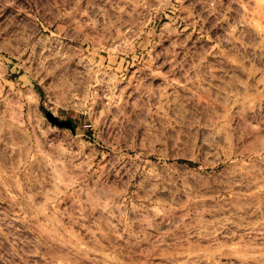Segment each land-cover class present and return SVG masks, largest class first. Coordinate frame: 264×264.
<instances>
[{
    "label": "rangeland",
    "instance_id": "rangeland-1",
    "mask_svg": "<svg viewBox=\"0 0 264 264\" xmlns=\"http://www.w3.org/2000/svg\"><path fill=\"white\" fill-rule=\"evenodd\" d=\"M0 264H264V0H0Z\"/></svg>",
    "mask_w": 264,
    "mask_h": 264
},
{
    "label": "water",
    "instance_id": "water-1",
    "mask_svg": "<svg viewBox=\"0 0 264 264\" xmlns=\"http://www.w3.org/2000/svg\"><path fill=\"white\" fill-rule=\"evenodd\" d=\"M47 117L51 120V122L57 124L60 127H68L70 129H73L74 126L70 120H57L53 115L50 113H46Z\"/></svg>",
    "mask_w": 264,
    "mask_h": 264
},
{
    "label": "bare ground",
    "instance_id": "bare-ground-1",
    "mask_svg": "<svg viewBox=\"0 0 264 264\" xmlns=\"http://www.w3.org/2000/svg\"><path fill=\"white\" fill-rule=\"evenodd\" d=\"M233 152V151H232ZM245 154V153H244ZM232 158V157H231ZM236 158V157H235ZM246 158V157H245ZM210 160V159H209ZM227 163V162H226ZM217 165V164H216ZM221 165V164H220ZM204 168V167H203ZM208 168V167H207ZM210 168V167H209ZM202 171V170H201ZM200 173H202V172H200Z\"/></svg>",
    "mask_w": 264,
    "mask_h": 264
}]
</instances>
